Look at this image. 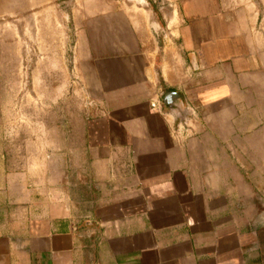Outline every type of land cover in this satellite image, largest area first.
<instances>
[{
  "label": "crops",
  "instance_id": "crops-1",
  "mask_svg": "<svg viewBox=\"0 0 264 264\" xmlns=\"http://www.w3.org/2000/svg\"><path fill=\"white\" fill-rule=\"evenodd\" d=\"M89 3L72 16L75 65L97 109L76 170L85 193L36 205L66 215H27L29 185L0 180V264H264V30L252 7L181 0L168 53L152 3L139 13ZM162 52L163 81L169 54L178 64L172 108Z\"/></svg>",
  "mask_w": 264,
  "mask_h": 264
},
{
  "label": "rangeland",
  "instance_id": "rangeland-1",
  "mask_svg": "<svg viewBox=\"0 0 264 264\" xmlns=\"http://www.w3.org/2000/svg\"><path fill=\"white\" fill-rule=\"evenodd\" d=\"M93 1L0 0V180L5 185L7 179L11 184L29 185L33 203L19 210H25L27 215H66L72 211L68 206L57 210L36 205L45 198L48 202L59 198L70 205L72 196H78V189L80 194L85 193L77 186L76 170L78 166L86 170L85 132L97 109L95 98L80 80L75 65L72 16L76 4L90 5ZM121 1H126L136 13L138 7H148L146 3L155 6L159 13L150 14L151 24L159 45L168 48L165 52L169 53L176 31V13L172 14L181 0ZM236 2L251 6L258 29L264 30V0ZM156 23L160 26L156 27ZM166 57L167 53H160L161 64L157 67L159 88L164 95L177 86L176 80L168 79L177 77L173 67L178 64L171 54L168 62L172 70L164 69L167 82L163 81L160 72L163 65L166 67ZM52 153L57 156L47 158ZM57 167L63 168V177L54 176ZM45 180L49 189L46 197L38 189ZM56 181L63 183L59 190H55ZM18 209L11 211L9 221L16 213L18 217Z\"/></svg>",
  "mask_w": 264,
  "mask_h": 264
},
{
  "label": "water",
  "instance_id": "water-1",
  "mask_svg": "<svg viewBox=\"0 0 264 264\" xmlns=\"http://www.w3.org/2000/svg\"><path fill=\"white\" fill-rule=\"evenodd\" d=\"M143 2H147V0H142ZM177 97V93L174 91L168 92L164 98V103L169 108H172L175 105V98Z\"/></svg>",
  "mask_w": 264,
  "mask_h": 264
}]
</instances>
